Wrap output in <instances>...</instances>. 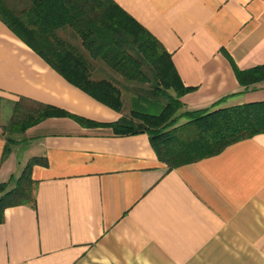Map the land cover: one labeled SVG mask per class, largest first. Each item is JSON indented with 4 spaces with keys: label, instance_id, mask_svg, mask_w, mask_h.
Listing matches in <instances>:
<instances>
[{
    "label": "crops",
    "instance_id": "obj_1",
    "mask_svg": "<svg viewBox=\"0 0 264 264\" xmlns=\"http://www.w3.org/2000/svg\"><path fill=\"white\" fill-rule=\"evenodd\" d=\"M165 49L183 111L264 101V0H113ZM0 183L31 157L35 204L4 211L0 264H264V132L171 170L146 133L115 135L122 113L69 83L0 20ZM61 108L7 136L13 101ZM7 108V107H6ZM3 121V123H2ZM7 137L16 139L2 159ZM1 194V192H0Z\"/></svg>",
    "mask_w": 264,
    "mask_h": 264
},
{
    "label": "trees",
    "instance_id": "obj_2",
    "mask_svg": "<svg viewBox=\"0 0 264 264\" xmlns=\"http://www.w3.org/2000/svg\"><path fill=\"white\" fill-rule=\"evenodd\" d=\"M0 20L69 83L121 112L107 124L115 135L146 133L168 170L264 132V101L181 110L180 98L191 88L183 85L161 44L113 0H0ZM234 72L243 85L264 80V64L246 70L234 66ZM143 102L162 105L150 113L142 109ZM54 116H68L86 126L99 124L21 97L12 102L3 131L23 132ZM6 141L2 159L17 142L10 137ZM35 164L46 160L29 158L10 189L0 183V223L7 208L35 204Z\"/></svg>",
    "mask_w": 264,
    "mask_h": 264
},
{
    "label": "rangeland",
    "instance_id": "obj_3",
    "mask_svg": "<svg viewBox=\"0 0 264 264\" xmlns=\"http://www.w3.org/2000/svg\"><path fill=\"white\" fill-rule=\"evenodd\" d=\"M11 105H12V103H11ZM161 103H159V102H155L153 105L152 104H150V103H148V102H143L142 103V109L145 111V112H150V113H157L158 111H159V109H160V107H161ZM1 106V105H0ZM7 108H6V107ZM4 107H5V109L7 110V109H10V107L11 106H9V105H4ZM126 107H127V109L129 108V106H128V101H127V103H126ZM6 115H5V113H3V115H1V119L2 120H6ZM183 119L184 118H181L179 121H183ZM1 123V122H0ZM2 123H3V121H2ZM4 124L6 125L7 123H6V121H4ZM5 125H1L2 127H4ZM7 136H10V134L7 132ZM13 138H15V136H17V134H15V133H13ZM6 189H10V188H8V186L6 187Z\"/></svg>",
    "mask_w": 264,
    "mask_h": 264
}]
</instances>
